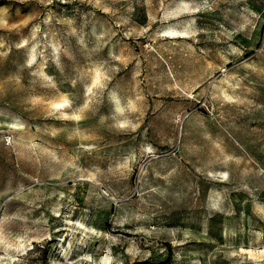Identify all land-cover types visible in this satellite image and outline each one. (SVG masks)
Wrapping results in <instances>:
<instances>
[{"label": "rangeland", "instance_id": "rangeland-1", "mask_svg": "<svg viewBox=\"0 0 264 264\" xmlns=\"http://www.w3.org/2000/svg\"><path fill=\"white\" fill-rule=\"evenodd\" d=\"M2 119L0 264H264V0H0Z\"/></svg>", "mask_w": 264, "mask_h": 264}, {"label": "bare ground", "instance_id": "bare-ground-1", "mask_svg": "<svg viewBox=\"0 0 264 264\" xmlns=\"http://www.w3.org/2000/svg\"><path fill=\"white\" fill-rule=\"evenodd\" d=\"M0 125L2 127H6L7 129H19L21 127V123L15 119L3 120L0 121Z\"/></svg>", "mask_w": 264, "mask_h": 264}, {"label": "snow or ice", "instance_id": "snow-or-ice-1", "mask_svg": "<svg viewBox=\"0 0 264 264\" xmlns=\"http://www.w3.org/2000/svg\"><path fill=\"white\" fill-rule=\"evenodd\" d=\"M59 107V106H58Z\"/></svg>", "mask_w": 264, "mask_h": 264}]
</instances>
